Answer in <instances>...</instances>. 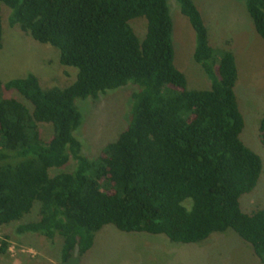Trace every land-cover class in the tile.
<instances>
[{"label": "trees", "instance_id": "1", "mask_svg": "<svg viewBox=\"0 0 264 264\" xmlns=\"http://www.w3.org/2000/svg\"><path fill=\"white\" fill-rule=\"evenodd\" d=\"M175 1L193 30L192 58L207 89H188L173 65L166 0H0L8 25L54 47L58 63L74 69L64 87L40 88L30 73L0 82L29 104L0 97V227L38 202V218L14 233L59 236L60 264L73 250L89 249L106 224L184 244L231 230L264 264V209L245 212L238 203L255 186L261 162L239 137L234 57L209 45L192 0ZM244 8L264 41V0H244ZM135 18L145 22L140 40L130 26ZM126 83L135 87L124 128L94 158L82 155L74 101ZM39 123L51 126L47 141ZM257 138L264 149V114ZM69 158L71 170L49 174ZM6 245L0 238V253Z\"/></svg>", "mask_w": 264, "mask_h": 264}, {"label": "rangeland", "instance_id": "2", "mask_svg": "<svg viewBox=\"0 0 264 264\" xmlns=\"http://www.w3.org/2000/svg\"><path fill=\"white\" fill-rule=\"evenodd\" d=\"M205 24L209 45L216 51L232 53L237 78L233 87L243 127L239 134L243 143L260 158L261 170L255 186L239 196L242 211L264 209V149L258 142L257 122L264 114V41L255 33L245 11L244 0H192ZM172 22L171 43L173 65L184 76L188 89H207L209 81L201 67L194 62L192 51L194 34L175 0H166ZM5 6L0 4V11ZM7 11H1L0 82L33 74L40 88L64 87L74 78V69L58 63L57 50L38 43L17 26L6 21ZM130 26L140 40L144 34L142 18L130 20ZM130 83L108 90L91 99L74 101L80 113V124L73 131L81 143V154L94 158L108 142L114 141L125 126L130 104ZM0 97H11L29 104L14 90H0ZM39 136L47 141L52 129L49 124H38ZM69 158L49 174L73 168ZM38 218V202L19 220L0 227V238L6 242L0 253V264H60V237L48 240L37 233H14L19 223ZM66 264H262L248 243L233 231L212 233L194 243H175L162 234L123 232L110 224L94 232L91 246L82 255L72 251Z\"/></svg>", "mask_w": 264, "mask_h": 264}]
</instances>
